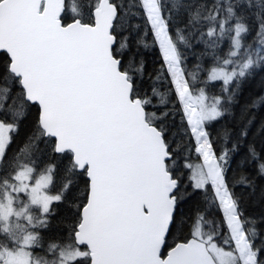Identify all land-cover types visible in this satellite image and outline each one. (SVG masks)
<instances>
[{"label":"snow or ice","instance_id":"6c2138e0","mask_svg":"<svg viewBox=\"0 0 264 264\" xmlns=\"http://www.w3.org/2000/svg\"><path fill=\"white\" fill-rule=\"evenodd\" d=\"M245 8L255 20L252 43ZM141 17L202 163L187 162L163 123L169 111L158 116L143 88L136 53L144 41L133 39ZM192 38L213 49L205 87L186 77L179 44L191 47ZM225 39L230 58L218 66ZM257 69L264 70V0H0V264H264V233L243 215L235 191L251 181L243 172L234 178L232 167L242 156L239 167L254 164L264 176V151L243 147L246 126L214 130L231 114L230 86ZM214 81L223 95L206 93ZM258 103L264 97L251 107ZM29 117L24 148L9 154ZM53 202L75 217L63 242L50 245L53 258L35 257V230L48 226ZM190 202L194 214L182 212ZM202 202L220 212L222 242L198 221L193 230Z\"/></svg>","mask_w":264,"mask_h":264},{"label":"trees","instance_id":"16d2710c","mask_svg":"<svg viewBox=\"0 0 264 264\" xmlns=\"http://www.w3.org/2000/svg\"><path fill=\"white\" fill-rule=\"evenodd\" d=\"M249 14L248 23L252 26V31L246 35L245 42L252 43L256 38L255 20L250 15L252 10L243 9ZM142 32H137L133 39L142 38L143 43L138 45L139 51L136 53V60H142L144 65L143 88L147 95L151 96L157 110V115H161L163 111H169V116L165 117L163 123L170 128L171 137L177 143L184 146L185 151L183 156L187 157V162L193 165L200 163V158L195 153L193 139L187 134L183 123L180 119V114L176 112L178 102L174 97V86L170 82V75L166 72L163 62V54L159 48L158 42H155L153 34L149 31L146 20L141 17L139 21ZM182 26V25H181ZM197 38L190 39L191 47L185 46L182 42L179 44L182 52L185 55L186 77L191 80L195 75L197 87H205L201 81L205 79L206 72L204 69H210L214 66L213 49L208 48L203 42H196ZM230 41L225 39L223 46L216 50L220 57L218 66H224L222 61L230 58L227 56ZM241 55H243V50ZM235 59V58H234ZM199 65V67H198ZM231 67V66H227ZM221 81L209 82L206 87V93L211 97L213 95H223L221 92ZM155 88L161 95H153L152 89ZM236 91L234 102L231 105V114L226 116L224 120L214 125V130L219 131L223 127L235 130L238 134L240 129L247 127L248 136L245 138L243 147L248 144L255 146L258 152L264 151V104H259L253 108V102H258V98L264 97V70L257 69L252 75L247 76L240 81L239 87L236 88L235 82L230 86ZM166 103L161 104V99ZM251 120L249 124L248 121ZM32 130V119H25L19 128V131L12 134V142L9 147V154L16 155L24 148L27 139ZM35 155V153H33ZM20 159L23 162H28L26 154H21ZM243 159L242 156L236 158L233 163L234 178L238 179L239 174L243 172L251 181V184H237L235 191L241 198V211L245 217L257 221L256 227L264 233V176L260 175L254 164L239 167V162ZM43 169V164L40 165V170ZM36 176V175H34ZM49 192L55 194L57 192L56 180L54 177L53 185L50 186ZM25 196V194H23ZM21 195V197H23ZM24 199V197H23ZM197 200H201L197 197ZM25 201V199L23 200ZM195 202H190L181 208L182 212L194 214L193 205ZM201 217H195L191 226L194 230L195 223L198 221L202 231L205 232H220L217 236V241L222 242L226 238V232L223 231V225L220 221V212L215 205L211 203H200L199 205ZM51 214L46 217L48 226L37 228L40 235V243L30 249L35 257L52 259L53 251L50 250V245L53 243L60 244L67 236L71 229V221L75 217V213H69L68 207L65 204L53 202L50 206ZM34 214H42L39 209L33 206ZM179 236V233H177ZM171 242V241H170Z\"/></svg>","mask_w":264,"mask_h":264},{"label":"rangeland","instance_id":"374dc122","mask_svg":"<svg viewBox=\"0 0 264 264\" xmlns=\"http://www.w3.org/2000/svg\"><path fill=\"white\" fill-rule=\"evenodd\" d=\"M200 163H202V159H201V158H200ZM198 164H199V163H198ZM36 178H38V175H36V176L33 177V183H34V180H35ZM49 193H50V192H49ZM50 194H51V193H50ZM21 195H23V194H21ZM23 197H24V199H25L24 202H27V195L25 194V196L23 195ZM23 197L20 196V199H21V200H24ZM50 206H51V205H50Z\"/></svg>","mask_w":264,"mask_h":264}]
</instances>
